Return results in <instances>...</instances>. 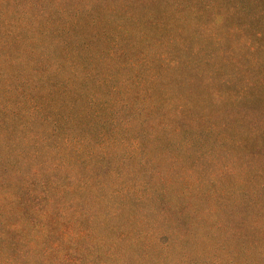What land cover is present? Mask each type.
<instances>
[{
    "label": "trees",
    "instance_id": "1",
    "mask_svg": "<svg viewBox=\"0 0 264 264\" xmlns=\"http://www.w3.org/2000/svg\"><path fill=\"white\" fill-rule=\"evenodd\" d=\"M251 28L261 71L264 0H0V264H264V129L210 117Z\"/></svg>",
    "mask_w": 264,
    "mask_h": 264
},
{
    "label": "rangeland",
    "instance_id": "2",
    "mask_svg": "<svg viewBox=\"0 0 264 264\" xmlns=\"http://www.w3.org/2000/svg\"><path fill=\"white\" fill-rule=\"evenodd\" d=\"M253 28H251V31H229L228 37L226 40H224V45L226 46V50L223 52L222 56L226 57V62H224V66L220 68L216 72V76H219L221 74H224L223 78L227 79L225 76V73H230L228 79V83L226 85H222L225 90H223L224 95L228 97V103L223 107L222 109H217L212 106L214 111L217 112L210 116L212 120H215V116L218 117V122H225L227 121L230 126H232L234 129H243L242 125L240 123L244 122L245 125L248 127H254L257 130L264 129V69L260 71V67L258 64V54H257V44H259L258 38L256 34L252 31ZM250 40V43L248 42ZM264 41H262V48L264 51ZM264 53V52H263ZM264 66V64H263ZM196 82L192 84H188L190 91L194 93V95L199 96L204 94L205 88L200 83V79L194 80ZM219 85L222 83H218ZM236 93H240L242 98L238 101V99H232ZM261 97L263 100V103L257 102L252 100V98H258ZM233 100L235 103H233ZM236 105V106H235ZM233 106V107H232ZM166 111L170 114L174 113V109L169 106V108H166ZM197 111V110H193ZM188 117V115H187ZM188 125V124H187ZM217 131L221 129L223 132V126L219 125L217 123ZM192 128H197L196 126H192ZM256 150V149H255ZM258 150V149H257ZM174 152V151H173ZM234 153V157L232 156L230 161H235L237 164L238 162L236 160H241L245 158V154L243 151L237 152L232 151ZM256 152V151H255ZM175 153V152H174ZM216 154L218 155V151H216ZM254 155L260 156V153H255ZM249 158V153H248ZM212 159H216L214 156H212ZM208 162H204L201 167H206V170L203 171L204 177L208 178L211 176V170L213 166H209L210 161L209 159L206 160ZM189 162V161H188ZM174 166L178 167V162H175L173 164ZM189 166V164L184 165L178 174H181L182 169ZM212 167V168H211ZM164 170L167 167L164 166L162 162H156V166L154 170ZM232 168L234 169V165H232ZM211 169V170H210ZM186 171V170H185ZM183 173V172H182ZM212 177V176H211ZM229 179V177H228ZM230 179H232L230 177ZM187 185L185 182L181 181V177L179 179L178 175V185L174 187L176 190L172 193L174 194L177 199L184 198V195L180 193L179 189L186 188ZM207 203H203V207L206 206ZM230 209H234V207H231ZM16 238V237H14ZM122 248H127L128 246L126 244H122ZM88 246L89 244L86 243ZM43 250L40 249L39 252H42ZM86 257L84 259V256H82V261L79 264H95L94 261V255L87 254L85 252ZM48 258V263L51 264H62L60 263L59 259L53 254H51Z\"/></svg>",
    "mask_w": 264,
    "mask_h": 264
}]
</instances>
